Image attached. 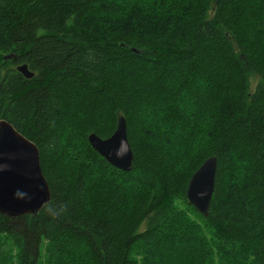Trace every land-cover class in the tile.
Segmentation results:
<instances>
[{
  "label": "trees",
  "instance_id": "1",
  "mask_svg": "<svg viewBox=\"0 0 264 264\" xmlns=\"http://www.w3.org/2000/svg\"><path fill=\"white\" fill-rule=\"evenodd\" d=\"M0 52L33 71L0 64V118L51 195L0 213L15 264H264V0H0ZM118 114L130 170L87 140ZM210 155L204 215L186 187Z\"/></svg>",
  "mask_w": 264,
  "mask_h": 264
},
{
  "label": "water",
  "instance_id": "2",
  "mask_svg": "<svg viewBox=\"0 0 264 264\" xmlns=\"http://www.w3.org/2000/svg\"><path fill=\"white\" fill-rule=\"evenodd\" d=\"M16 68L26 77L33 75L25 63L18 64ZM87 140L111 165L122 170L132 168L134 154L122 114L117 115L111 134L101 137L89 132ZM216 168V156H208L194 170L187 183V200L204 215L208 213L214 190ZM50 196L37 144L9 121L0 118V213L10 217L34 215L50 200Z\"/></svg>",
  "mask_w": 264,
  "mask_h": 264
},
{
  "label": "rangeland",
  "instance_id": "3",
  "mask_svg": "<svg viewBox=\"0 0 264 264\" xmlns=\"http://www.w3.org/2000/svg\"><path fill=\"white\" fill-rule=\"evenodd\" d=\"M1 53V52H0ZM5 57H8V55H5ZM6 59L4 56L0 58V64H3L2 70L7 67H14L15 64L11 63L10 61L4 62ZM254 86V82L251 81V88ZM177 205H182L177 201ZM192 217L194 215L190 213ZM16 250L14 243L10 238H5L3 235H0V263L2 264H15L16 263V257L14 255V251ZM70 262V258H67V263ZM44 264V262H43Z\"/></svg>",
  "mask_w": 264,
  "mask_h": 264
},
{
  "label": "flooded vegetation",
  "instance_id": "4",
  "mask_svg": "<svg viewBox=\"0 0 264 264\" xmlns=\"http://www.w3.org/2000/svg\"><path fill=\"white\" fill-rule=\"evenodd\" d=\"M4 58H6L5 56H4ZM15 64V63H14ZM18 64H15V66L14 67H16ZM17 69V68H16Z\"/></svg>",
  "mask_w": 264,
  "mask_h": 264
}]
</instances>
